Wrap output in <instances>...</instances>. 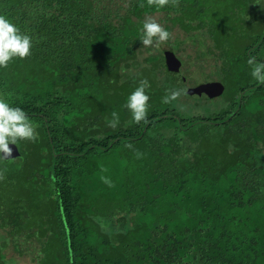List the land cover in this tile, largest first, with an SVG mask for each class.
Instances as JSON below:
<instances>
[{"label":"trees","instance_id":"trees-1","mask_svg":"<svg viewBox=\"0 0 264 264\" xmlns=\"http://www.w3.org/2000/svg\"><path fill=\"white\" fill-rule=\"evenodd\" d=\"M0 14L33 37L0 68V96L39 133L0 162V264L29 243L35 264H264V83L246 64L264 61V0H0ZM158 14L171 38L145 48L138 29ZM189 47L197 86L221 97L192 99L170 75L166 54ZM142 79L135 124L123 104ZM173 88L186 94L162 103Z\"/></svg>","mask_w":264,"mask_h":264},{"label":"clouds","instance_id":"clouds-1","mask_svg":"<svg viewBox=\"0 0 264 264\" xmlns=\"http://www.w3.org/2000/svg\"><path fill=\"white\" fill-rule=\"evenodd\" d=\"M146 2L149 7L154 6L155 9L159 10L172 0H146ZM138 38L143 47L151 49L166 43L171 38V33L154 16L146 15L138 29ZM32 46V35L27 31H22L6 15L0 14V68L7 67L13 60H23L31 56ZM246 64L249 66L250 77L258 84L264 83V61H259L255 56L250 55ZM149 87V82L142 79L125 98L123 107L127 110L132 123L148 122L150 96L146 89ZM182 92L186 94L183 89H166L165 95L161 98L162 103L168 104L177 100ZM119 124V114L113 111L108 127L115 129ZM36 127L22 107L13 106L6 98L0 96V162L11 160L7 158L11 154L10 144L17 145L18 142L22 141H35L39 135ZM126 147L130 148L131 144L126 145ZM141 155L139 151L136 152L137 158ZM101 180L109 187L112 186L110 177L102 176Z\"/></svg>","mask_w":264,"mask_h":264},{"label":"rangeland","instance_id":"rangeland-1","mask_svg":"<svg viewBox=\"0 0 264 264\" xmlns=\"http://www.w3.org/2000/svg\"><path fill=\"white\" fill-rule=\"evenodd\" d=\"M162 16L163 15L158 14V15L155 16V18L159 22V18H161ZM255 29H257V27ZM174 40H176V38H174ZM164 44H166V43H163L161 45H164ZM189 48L186 51L180 52V56H181V59L183 61L180 58H177V56L172 53L174 55V57L176 59L180 60L181 63H182L181 65H182L183 71L181 70V75L178 76V79L180 81H182V83H183V85H184V87H185L186 90L189 89V88H193V87L197 86L196 82L200 84V82L203 83V82L206 81L205 78L203 79V78L199 77L198 74H197L199 72V69H197V62L198 61H194L190 65L184 64L185 61H186V59H187L185 56L188 55L189 52H191L190 50H193L192 47H189ZM195 48H196L197 51H198V49H201V50H199L200 52L204 51V48L202 46H196ZM166 50H169L168 47H166ZM190 54L192 56L196 57V54L195 53L192 52ZM208 58H210V57H208V56L205 57V59H208ZM200 63L201 64L204 63L203 59H200ZM205 70L209 74H214L213 73V68L210 66V62L207 65V67H206ZM210 81H213V79H211ZM184 115H185V113H182V117ZM137 151L140 152V148L139 147H135V148L133 147V153H134V155H136V152ZM29 244H30V247H31L30 249H27L26 245H24L25 247L20 252H19V248H18L17 253L16 252H13L11 250H8L7 251L6 258L7 259H12V261L14 262V264H35V262H33V258L37 254V249L35 248V244H32V243H29Z\"/></svg>","mask_w":264,"mask_h":264},{"label":"water","instance_id":"water-1","mask_svg":"<svg viewBox=\"0 0 264 264\" xmlns=\"http://www.w3.org/2000/svg\"><path fill=\"white\" fill-rule=\"evenodd\" d=\"M166 64L170 75H172L174 79H178V76H180V67H181L180 61L176 59L172 53H167ZM224 91L225 88L222 84L208 83L188 89V94L192 97V99L200 100V99H212L216 97L219 98L222 96ZM10 149H11V154L7 158L11 160H6V161L13 162L15 161L16 158H21L15 146L10 147Z\"/></svg>","mask_w":264,"mask_h":264}]
</instances>
